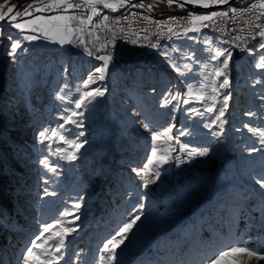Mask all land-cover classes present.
Here are the masks:
<instances>
[{"label": "rangeland", "instance_id": "rangeland-1", "mask_svg": "<svg viewBox=\"0 0 264 264\" xmlns=\"http://www.w3.org/2000/svg\"><path fill=\"white\" fill-rule=\"evenodd\" d=\"M244 1L238 0V4ZM20 2L8 0V6ZM48 2L43 0V4ZM67 2L82 6L29 10L33 16L70 18L50 22L53 28L59 25L63 29L53 33L55 39L31 29L21 33L0 21L5 36L40 37L23 40L15 61L7 54L8 40L0 43V168L5 176V186L0 189V227L5 236L15 238L16 245L9 255L4 254L1 264H23L21 257L43 224L54 227L38 241L41 244L47 236L62 231L61 224L76 228L65 237L57 264H99V256L109 255L103 251L104 244L141 211L139 204L144 205V215L116 249L114 264H202L201 258L221 242L254 249L264 246V192L255 183L264 175V144L258 134L249 131H264V69L255 67L264 49L257 44L251 47L252 53L231 51L225 71L229 84L221 88L225 76H217L215 70H223L225 57H211L216 49L228 48L206 26H195L192 29L197 31L191 29L134 61L112 59L105 78L99 80L95 68L103 61L97 57L108 56V52L94 27L120 8L97 4L93 15L91 7L83 6L84 0ZM141 2L152 4V10L163 4L169 6L167 0H142L137 4ZM26 6L17 10L23 11ZM61 38L63 44L59 43ZM161 53H167V57ZM173 64L179 66V72ZM89 75L95 83L87 90L98 88L104 95L76 109L74 99L81 94L77 88L85 90L83 84ZM57 93L64 99H58ZM165 100L170 103L165 105ZM220 108H224L223 123H212ZM73 111L83 115L72 117L76 123H65ZM144 123L150 129L142 127ZM208 124L211 127H205ZM60 125H64L62 134L67 139L79 137L78 142L83 144L80 149L51 133L50 139L39 142L40 131L59 129ZM165 128H171V138L154 141L151 131ZM58 148L64 152L57 153ZM154 148L157 157H168L164 164L149 165L153 172L158 169L160 176L180 157L193 160L197 155H188L192 149L208 148V164L181 192L164 197L162 189L143 186L142 172L137 175L148 165ZM69 153L76 159L63 158ZM45 156L57 166V173L39 163ZM45 189L54 194L45 196ZM77 202L79 209L74 208ZM68 212L72 215L65 214ZM204 232L209 235L206 239ZM48 251L53 256L42 255V259H54L55 250ZM242 260L245 264H264V260H248L246 256Z\"/></svg>", "mask_w": 264, "mask_h": 264}, {"label": "snow or ice", "instance_id": "snow-or-ice-1", "mask_svg": "<svg viewBox=\"0 0 264 264\" xmlns=\"http://www.w3.org/2000/svg\"><path fill=\"white\" fill-rule=\"evenodd\" d=\"M129 0H114V2H110V0H84L83 6L85 7H91L92 14L95 15L97 13V4L103 5L104 8L113 9L115 10L118 7H123L125 4H128ZM167 3L169 6L176 4L177 6L183 8L186 4H194L199 7H202L204 9H208L214 5H227L229 4V0H167ZM40 4H43V0H33L32 3H28L26 7L23 8V11L17 10L18 6L16 4H12L11 6H8V0H5L4 4H0V21H4L7 23L10 27L19 30L21 33H23L25 30L31 29L35 32H41L45 38L48 39H55V36L53 33H59L62 31V27L57 25L55 28H53L50 24L51 21H67L70 18H66L64 16H42V15H36L33 16L32 12H30V9H34L36 12H43L45 10H52V9H73V8H80L81 4H73L68 3L67 0H49L48 3L43 4L42 7L38 6ZM135 7L144 8L147 7L151 9L153 7L152 4L145 5L143 2H141L139 5H133ZM6 7V11H3ZM252 7H259L261 9H264V0H261V3L259 5L253 4ZM249 8H243L240 9L241 12L249 11ZM229 12H232L235 14L237 12V9L235 8H229V11L224 12H210L208 14H202V15H194L189 14L188 23L194 24L197 21H211L214 22L215 18L217 17H228ZM261 15H264V13H261ZM24 17H30V19L24 20ZM234 18V17H232ZM89 21L91 20V17L88 18ZM104 19H107V17H104ZM259 19V17H257ZM83 23V21H81ZM207 26V25H205ZM260 26L257 25V28ZM193 31H197L198 29H192ZM67 31L71 32V28H67ZM189 31V29H185V34ZM257 35L261 38V40L258 42V46L261 49H264V29H261L257 32ZM255 38V37H253ZM3 39H7L9 42V50H8V56L11 57L14 61L16 59L17 50L22 48V41H35L40 39L37 35H22L21 39H14L12 35L5 36V33L2 29H0V43L3 42ZM239 39V37H237ZM65 41L63 38L59 40V43L63 44ZM152 47H156V45H152ZM27 48H23V51L27 52ZM249 53H252L254 51L253 48H247L246 49ZM91 55V53H89ZM162 55L167 57V53H161ZM194 56V54H193ZM219 57H225L222 61L223 64V70L220 68H217L215 70V74L217 76L224 75V82L220 85L221 88L227 87L229 84V81L227 79V76L225 75V71L228 68L229 65V59L232 57V52L224 49H216L215 55L211 57V59L216 60ZM99 60L103 61L102 66L95 68V73L99 74L96 76V79L103 80L105 78V72L108 68L109 62L112 60V56H99L97 57ZM173 67L176 68V70L179 72L180 68L179 66L173 64ZM185 67H188L185 65ZM255 67L258 69H264V55L260 56L257 63L255 64ZM95 83L93 79V75H89L87 80L84 81L83 87L85 90L81 91L80 88H77V92H80L78 99H74V104L76 109H80L82 107H87L91 105L97 97L103 96L104 91L93 88L92 90H87L89 84ZM68 85L65 84V88H67ZM215 91V89H213ZM64 89H61V92H63ZM179 94L176 96H173L172 99L176 100L178 98ZM58 99H64L63 96L60 95V93H57ZM202 98V97H199ZM225 107L227 106L226 102L228 100V96L225 95ZM165 105L170 103L169 100H165ZM187 103V101H185ZM213 109L210 107L208 109L209 112H211ZM192 111H195V109H192ZM224 114V108L219 109V115L216 117V120H214L212 123H216L219 121L221 124L223 121L221 120V117ZM83 113L73 111L70 116H68L65 120V123H76L75 120L72 119L74 116H82ZM202 115V114H201ZM248 115H253L252 113H248ZM145 129H150V126L148 123H144L142 125ZM205 127H211V124L205 125ZM64 128V125H60L59 129H44L43 131L39 132V142L43 144L45 140L50 139L49 133H51L53 136L59 135L60 140H62L65 144L71 145L74 149H80L83 144L78 142L79 137L75 140H69L67 139L63 134L62 130ZM171 131V128H165L163 131H151L152 139L158 140L161 137H168V133ZM250 132H253L255 134H258L261 137V143L264 144V131H261L257 128H249ZM218 133H214V135H217ZM80 135H83V133H80ZM186 147V146H185ZM255 151L256 149H252ZM57 153H63L64 149H57ZM208 148H203L201 150L192 149L188 155L189 157L199 155L204 156L208 153ZM63 158L75 160L76 155L75 154H67ZM168 157L167 156H159L156 155V149L154 148L152 151V158L149 159L148 165H145V167L137 172V175H140L141 172L143 173V176H141L143 180V186L147 187L150 183H154L155 179H158L160 176V171L157 169L153 172V170L149 167V165H152L154 162L159 164H164L167 162ZM40 164L44 165V167L52 172L57 173V166H53V164L49 161V158L45 156L42 160L39 161ZM133 171H137L136 169H133ZM44 183H48L47 180L44 181ZM255 183L259 186L262 192H264V175H261L258 179L255 180ZM54 193H49L47 189L44 190V195H53ZM80 200H83V197H80ZM81 207L80 203L77 202L74 205L75 209H79ZM141 211L138 212V214H135L133 217H131L128 222L123 223L122 226L118 228L115 235L112 237V239L108 240L107 243L103 246V251L109 253V255L99 256V264H114V261H116V249L119 248L121 245L125 243V240L128 239V234L133 231V228L135 225H137V222L141 220V217L144 215L142 209L144 207L143 204H139L137 206ZM261 209L264 210V202H261ZM133 213H137V208L132 209ZM66 215H72L71 212L65 213ZM75 220H79V216L74 217ZM57 223H60L59 221ZM53 224H43L41 225L42 231H40L39 235H37L33 240L30 241L31 246L27 247L25 254L23 257H21L23 264H29L30 261H37L39 264H57V262L61 259L62 255V249L65 244V237L76 230V228L73 227H63L61 224L62 231L52 233L51 235L47 236V238L44 239L43 244L38 243V241L41 240V238L45 237L46 233H49L53 229ZM77 228L79 225L76 226ZM52 248L55 250V257L54 259H42L41 256L45 257H51L53 256L52 252H49L48 249ZM36 250H39L40 254L37 253ZM242 256H246L248 260L255 259L257 261L264 260V246L260 248H251V247H240L235 243H224L221 242V244L217 247H214L212 250H210L209 253L205 254L202 259V264H245V262L242 260Z\"/></svg>", "mask_w": 264, "mask_h": 264}, {"label": "built area", "instance_id": "built-area-1", "mask_svg": "<svg viewBox=\"0 0 264 264\" xmlns=\"http://www.w3.org/2000/svg\"><path fill=\"white\" fill-rule=\"evenodd\" d=\"M2 1L4 0H0V3ZM259 3L261 0H247L233 7L237 9L235 14L229 12L228 17L215 18L214 22L197 21L194 24L188 23L189 14L196 15L193 11L158 15L152 9L132 5L120 8L117 17L100 22L94 28L102 35L108 55L118 60L134 59L140 53L155 51L166 43L176 41L185 33V29L191 30L195 26L205 25L222 40L228 50L233 53H248L246 49L257 45L261 40L257 32L264 29V15H261L264 9L252 7ZM243 8L250 10L241 12L240 9ZM257 25L260 27L257 28ZM207 164L205 155H197L193 160L180 157L173 168L166 169L148 187L162 189L166 197L174 196L189 185L195 174L204 171ZM141 181L143 182L142 178Z\"/></svg>", "mask_w": 264, "mask_h": 264}, {"label": "trees", "instance_id": "trees-1", "mask_svg": "<svg viewBox=\"0 0 264 264\" xmlns=\"http://www.w3.org/2000/svg\"><path fill=\"white\" fill-rule=\"evenodd\" d=\"M21 0H10V3L12 2V3H17V2H20ZM138 2H135V3H133L132 5H139V4H137ZM131 5V6H132ZM238 5V1H236V2H234L231 6H232V8L234 7V6H237ZM137 8H140V7H137ZM196 15H202V14H205V13H207L206 11H204V12H202V11H197V10H192ZM154 12H156L158 15H161V14H168V13H184V12H186V10H179V9H177V8H174V7H172V6H165L164 4L163 5H159L155 10H154ZM118 14H119V12H116V13H112V15H111V17H117L118 16ZM111 17H109V18H111ZM108 18V19H109ZM142 53H140L138 56H136V57H134V59H138L140 56H142L141 55ZM134 59H128V60H118V59H115L116 61H123V62H127V61H134ZM2 168H0V189H3V187H2V185H4L5 186V183H4V181H5V176L4 175H2ZM199 173H201V172H199ZM199 173H197V174H199ZM197 174H195V176L197 175ZM195 178V177H194ZM194 178H193V180H194ZM192 180V181H193ZM191 181V182H192ZM190 182V183H191ZM190 183H189V185H190ZM28 184H30L29 182H28ZM164 197H165V194H164ZM0 203H3V201H2V196H0ZM0 226H1V224H0ZM4 231H3V229L0 227V253L2 254V256H1V258H0V264L1 263H3V261L1 260L2 259V257H4V254L5 253H8L7 255H9V251L10 250H13L14 249V247H16V245H15V242H14V239H11V237H9V236H5L4 235ZM208 236L209 235H207V233L206 232H204V235H203V237H205V239L206 238H208ZM199 241H201V239L199 240ZM182 250V249H181ZM181 250H180V252H181Z\"/></svg>", "mask_w": 264, "mask_h": 264}, {"label": "water", "instance_id": "water-1", "mask_svg": "<svg viewBox=\"0 0 264 264\" xmlns=\"http://www.w3.org/2000/svg\"><path fill=\"white\" fill-rule=\"evenodd\" d=\"M31 1H33V0H21V2L17 4V6L19 8V7L23 6L24 4L31 3ZM110 1L114 2V0H110ZM140 1H142V0H129L128 4H125L123 7H119V8H124V7H127V6H131L133 3L140 2ZM236 1H238V0H229V4H227V5H214V6L210 7V8H208V9H204V8L199 7L197 5H194V4H186L185 8L187 9V11L197 10V11H202V12L206 11V12L210 13V12L219 11V9L224 8L226 6H229V5H232Z\"/></svg>", "mask_w": 264, "mask_h": 264}, {"label": "bare ground", "instance_id": "bare-ground-1", "mask_svg": "<svg viewBox=\"0 0 264 264\" xmlns=\"http://www.w3.org/2000/svg\"><path fill=\"white\" fill-rule=\"evenodd\" d=\"M110 2H112V1H110Z\"/></svg>", "mask_w": 264, "mask_h": 264}, {"label": "crops", "instance_id": "crops-1", "mask_svg": "<svg viewBox=\"0 0 264 264\" xmlns=\"http://www.w3.org/2000/svg\"><path fill=\"white\" fill-rule=\"evenodd\" d=\"M247 1V0H246ZM245 2V1H244Z\"/></svg>", "mask_w": 264, "mask_h": 264}]
</instances>
